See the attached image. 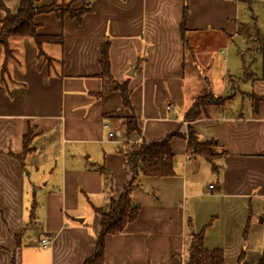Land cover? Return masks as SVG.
Wrapping results in <instances>:
<instances>
[{"label":"crops","instance_id":"obj_1","mask_svg":"<svg viewBox=\"0 0 264 264\" xmlns=\"http://www.w3.org/2000/svg\"><path fill=\"white\" fill-rule=\"evenodd\" d=\"M1 2L17 13L19 0ZM242 4L247 8L244 24L252 23L253 34L264 36V0H78L72 11L89 10L79 22L55 14L36 19L39 35L63 34L62 46L42 47L51 59L48 69L27 38L9 40L12 85L8 90L0 86V264H85L100 233L95 209L106 204L97 168L111 170L113 200L130 180L116 152L127 142L129 113L122 109L120 94L101 77L105 43L109 73L126 84L141 126V137L131 136L130 142L155 144L176 133L185 136L191 128L200 143L214 140L215 145L208 162L191 156L183 138H171L173 176L137 179L134 192L146 197L135 204L140 207L136 219L105 239L103 264H182L188 233L185 199L215 202L212 213L225 215V238L247 205L264 210L262 76L249 89L252 109L247 115H225L208 106L200 119L186 123L183 116L193 102L182 110L201 80L226 78L236 69L238 57L230 50L221 58L210 47L221 51L236 39L245 45L251 41L240 32ZM3 18L0 11V31ZM2 59L0 47V64ZM27 132L28 152L19 163ZM253 215L248 211L245 221L250 217L252 224ZM42 239L49 241L47 248L40 245Z\"/></svg>","mask_w":264,"mask_h":264},{"label":"trees","instance_id":"obj_2","mask_svg":"<svg viewBox=\"0 0 264 264\" xmlns=\"http://www.w3.org/2000/svg\"><path fill=\"white\" fill-rule=\"evenodd\" d=\"M42 0H19V8L15 15H12L3 6L0 0V11L4 12V18L1 21L0 31V47L3 49V59L0 64V86L8 90L12 85V80L8 72V64L13 58V54L9 49V40L13 38H27L34 46L37 52V58L46 65L48 69L51 59L45 56L43 52L44 45H63V34L58 35H39L38 24L36 19L41 16L55 14L59 17L65 15L75 18L77 22L81 20L88 9L71 10V5L78 0H53L49 5H39ZM248 1V0H246ZM187 16V7L183 8L181 33L184 34L185 20ZM252 45L247 53H257L261 57V78L264 81V36L257 31L252 35ZM251 53V54H252ZM99 65L101 68V77L106 78L112 84L114 91L120 94L122 109L129 113L125 120V136L127 142L119 145L116 152L125 160L130 180L123 187L121 194L116 200H113V174L111 170L101 165L97 168V172L103 178L104 191L106 195V204L102 208L95 209V214L100 218V233L96 240V249L94 254L86 261L85 264H103L104 258V242L105 239L115 236L124 231L125 227L134 221L138 215L140 207L133 204L131 200L132 193L138 188L137 179L153 178L163 179L172 177L174 174L173 155L169 146L172 137L178 136L186 141L187 151L191 156H200L210 162L213 158L212 150L215 145L214 140L200 143L195 132L188 128L185 136L179 133L169 135L163 141L155 144H146L145 141L130 142L128 138L135 136L141 137V126L139 119L136 118L133 107L130 102V93L125 83H118L109 73V57L108 43H105L100 50ZM246 68L243 62L242 80H253L254 75L244 71ZM8 93V91H7ZM209 97V98H207ZM198 98L185 112L183 119L186 123L194 122L201 118L203 111L208 106L222 103V100L214 99L211 96ZM31 134L23 137L22 153L16 157L19 163L28 152ZM212 172L216 171L214 168ZM33 215L30 212V220ZM34 219V218H33ZM190 223L187 222L188 233L185 240L183 264H225L224 251L221 248L208 249L204 246L202 233H194L191 231ZM20 236L15 238L18 243ZM244 251L240 252L239 258L243 259ZM14 262V260H13ZM12 262V264H13ZM243 264H253L246 263ZM256 264H264V250L261 252L260 258Z\"/></svg>","mask_w":264,"mask_h":264},{"label":"rangeland","instance_id":"obj_3","mask_svg":"<svg viewBox=\"0 0 264 264\" xmlns=\"http://www.w3.org/2000/svg\"><path fill=\"white\" fill-rule=\"evenodd\" d=\"M50 0H43L41 3H50ZM241 11L243 18L240 19V32L243 36L253 35L252 23L244 24L245 17L247 16V8L242 4ZM58 17V16H57ZM42 21L41 19L38 20ZM40 32H47L46 29H41ZM232 43L229 49L223 47L221 51L219 47H210V53L223 58V54L226 51L230 50V53H233L237 58L236 69H230L229 74L226 78H209L208 82L205 79L201 80V85L196 93H191L187 95L186 100L182 105V110L184 111L189 105V102H195L198 98H203L211 96L217 100H226V104L223 108L218 109L217 105L210 106V109L213 111L222 112L225 115H247L252 107L249 89L251 88L252 82L261 77V57L257 53H247L248 49L253 46L251 45L250 39H247V46L245 44ZM204 50V49H203ZM240 51V52H239ZM221 52V53H220ZM239 52V54H237ZM252 53V54H251ZM222 61V60H221ZM243 62H245V70L248 74L254 75L253 80L251 79H241ZM241 66V68H240ZM234 70V71H233ZM205 77V73L201 77ZM210 85V86H209ZM224 90V93H223ZM227 97V99H226ZM209 98V97H207ZM192 104V103H191ZM182 111V112H183ZM207 108L203 113L207 112ZM217 111V112H218ZM144 179L143 177L139 178ZM154 181V180H151ZM146 197L136 190L132 193L131 200L133 204L141 202V198ZM206 197V196H202ZM184 208L186 212V220L188 224L192 225L191 229L194 233H202V237H205L204 246H216V248L225 247V264H243L253 263L256 264L260 258L261 252L264 249V222H261L262 217H264V210L261 206L252 205L245 207L243 209L242 215L240 216V221L235 228H232L229 235H226L227 238L223 235V227L225 225V215L221 211L212 213L213 207L216 206V203L210 199H185ZM249 208V209H248ZM252 212L253 223L250 224V217L245 221L247 212ZM219 215V219L215 218ZM213 216V217H211ZM258 217V218H257ZM213 219V224H210V221ZM237 220V219H234ZM204 240V239H203ZM244 251L243 259L239 258L240 251ZM183 264V260H182Z\"/></svg>","mask_w":264,"mask_h":264},{"label":"built area","instance_id":"obj_4","mask_svg":"<svg viewBox=\"0 0 264 264\" xmlns=\"http://www.w3.org/2000/svg\"><path fill=\"white\" fill-rule=\"evenodd\" d=\"M110 137L112 136V134L109 135ZM211 188V186H209V189ZM40 245L42 246V248H47L49 245V241L47 239H42L40 240Z\"/></svg>","mask_w":264,"mask_h":264}]
</instances>
